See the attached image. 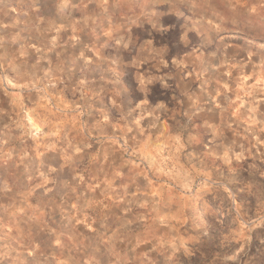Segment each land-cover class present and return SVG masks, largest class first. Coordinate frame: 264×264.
I'll return each mask as SVG.
<instances>
[{
	"label": "rangeland",
	"instance_id": "rangeland-1",
	"mask_svg": "<svg viewBox=\"0 0 264 264\" xmlns=\"http://www.w3.org/2000/svg\"><path fill=\"white\" fill-rule=\"evenodd\" d=\"M160 258L264 264V0H0V264Z\"/></svg>",
	"mask_w": 264,
	"mask_h": 264
},
{
	"label": "crops",
	"instance_id": "crops-1",
	"mask_svg": "<svg viewBox=\"0 0 264 264\" xmlns=\"http://www.w3.org/2000/svg\"><path fill=\"white\" fill-rule=\"evenodd\" d=\"M173 94L174 93L171 91L169 92H165L164 90L156 91L153 88V86H151L149 91L141 93V96L139 99L140 101L139 106L140 108L144 109L145 112L151 111V112H154L151 114H158V113L163 114L164 110L168 108V105H165L167 101L168 103H172L169 106L173 107L175 105L176 97ZM159 260L160 261L158 262V264L165 263V261L161 260V258Z\"/></svg>",
	"mask_w": 264,
	"mask_h": 264
}]
</instances>
